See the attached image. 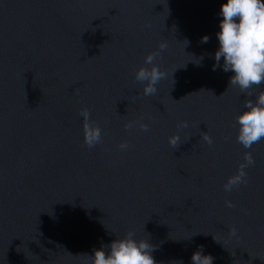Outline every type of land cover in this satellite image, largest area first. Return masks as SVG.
<instances>
[{
  "label": "water",
  "instance_id": "obj_1",
  "mask_svg": "<svg viewBox=\"0 0 264 264\" xmlns=\"http://www.w3.org/2000/svg\"><path fill=\"white\" fill-rule=\"evenodd\" d=\"M222 2L0 0V264H90L129 232L155 264H190L197 245L213 264H264V139L244 148L235 122L264 82L242 93L212 71ZM149 53L166 75L145 96Z\"/></svg>",
  "mask_w": 264,
  "mask_h": 264
},
{
  "label": "clouds",
  "instance_id": "obj_2",
  "mask_svg": "<svg viewBox=\"0 0 264 264\" xmlns=\"http://www.w3.org/2000/svg\"><path fill=\"white\" fill-rule=\"evenodd\" d=\"M218 16V30L215 32L217 47L211 54L214 61L212 71L219 67L224 72H231L228 85L237 86L244 93L253 85L264 82V0H223ZM208 39L204 35L200 42L207 43ZM165 47L163 43L159 45L161 50ZM156 56V53L147 54L144 64L149 67H140L134 73V79L143 85L142 92L145 96L154 95L156 85L166 75L155 65ZM199 59L202 60L203 57ZM79 115L84 121V143L92 147L100 142L101 129L88 121L87 109H82ZM235 122L238 126L236 139L244 148L264 139V91L256 94L254 100L245 102L243 110L235 116ZM187 127V122L181 121L177 125L178 132ZM140 128L147 130V125L141 124ZM203 139L208 144L212 143L207 135ZM168 143L176 148L181 143L179 134L171 135ZM119 147L126 149L127 144L122 143ZM252 163L251 155L245 154L244 163L238 166L236 174L229 177L223 185L226 192L244 182V168ZM152 250L147 241H138L129 232L123 238H114L107 245L101 244L94 248L89 255L90 264H155ZM189 260L190 264H213V257L203 251V245L196 246Z\"/></svg>",
  "mask_w": 264,
  "mask_h": 264
}]
</instances>
